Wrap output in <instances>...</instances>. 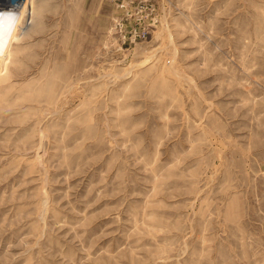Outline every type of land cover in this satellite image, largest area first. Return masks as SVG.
<instances>
[{
	"label": "rangeland",
	"instance_id": "obj_1",
	"mask_svg": "<svg viewBox=\"0 0 264 264\" xmlns=\"http://www.w3.org/2000/svg\"><path fill=\"white\" fill-rule=\"evenodd\" d=\"M1 1L0 264H264V0Z\"/></svg>",
	"mask_w": 264,
	"mask_h": 264
},
{
	"label": "clouds",
	"instance_id": "obj_2",
	"mask_svg": "<svg viewBox=\"0 0 264 264\" xmlns=\"http://www.w3.org/2000/svg\"><path fill=\"white\" fill-rule=\"evenodd\" d=\"M20 23V17L15 12L0 13V37L5 44Z\"/></svg>",
	"mask_w": 264,
	"mask_h": 264
},
{
	"label": "bare ground",
	"instance_id": "obj_3",
	"mask_svg": "<svg viewBox=\"0 0 264 264\" xmlns=\"http://www.w3.org/2000/svg\"><path fill=\"white\" fill-rule=\"evenodd\" d=\"M3 2L4 1L0 0V4H2ZM12 4H14V3H12L10 0L8 2L4 3V5H9V6L12 5Z\"/></svg>",
	"mask_w": 264,
	"mask_h": 264
},
{
	"label": "built area",
	"instance_id": "obj_4",
	"mask_svg": "<svg viewBox=\"0 0 264 264\" xmlns=\"http://www.w3.org/2000/svg\"><path fill=\"white\" fill-rule=\"evenodd\" d=\"M23 2V1H22ZM22 2L21 3H19V2H15L17 5H21L22 4Z\"/></svg>",
	"mask_w": 264,
	"mask_h": 264
},
{
	"label": "water",
	"instance_id": "obj_5",
	"mask_svg": "<svg viewBox=\"0 0 264 264\" xmlns=\"http://www.w3.org/2000/svg\"><path fill=\"white\" fill-rule=\"evenodd\" d=\"M15 1V0H14Z\"/></svg>",
	"mask_w": 264,
	"mask_h": 264
}]
</instances>
